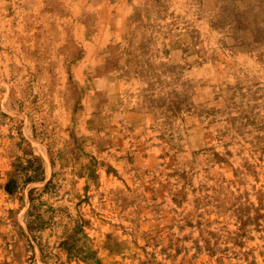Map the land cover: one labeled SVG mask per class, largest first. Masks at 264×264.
Instances as JSON below:
<instances>
[{"label": "rangeland", "instance_id": "1", "mask_svg": "<svg viewBox=\"0 0 264 264\" xmlns=\"http://www.w3.org/2000/svg\"><path fill=\"white\" fill-rule=\"evenodd\" d=\"M58 9L0 0V264H264V0H136L84 66Z\"/></svg>", "mask_w": 264, "mask_h": 264}, {"label": "crops", "instance_id": "2", "mask_svg": "<svg viewBox=\"0 0 264 264\" xmlns=\"http://www.w3.org/2000/svg\"><path fill=\"white\" fill-rule=\"evenodd\" d=\"M22 1L26 0H16L18 3ZM41 1L31 0L32 5L35 3L37 6ZM56 1L60 9L49 12L42 18L52 26L58 40H65V36H67V49L83 50V53L74 59L77 61V66L88 64L89 61H92V56L89 53L98 51L107 45L110 47L108 51H121L126 63L129 62L130 52L133 50L136 49L137 54L140 55L139 50L141 49L137 46L140 44L137 43V38L141 34L139 33L140 21L133 12L136 0ZM31 8L27 7L24 15L29 13ZM14 15L19 17L18 13L11 14L9 17L12 18ZM142 34L151 35V41L154 40L152 31L144 30ZM81 38L87 42L82 46L78 43ZM148 46L150 44L147 45L145 51L149 49ZM151 49L156 51L155 48Z\"/></svg>", "mask_w": 264, "mask_h": 264}]
</instances>
